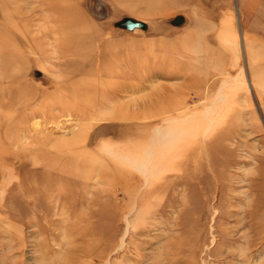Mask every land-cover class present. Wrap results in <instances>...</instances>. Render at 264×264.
Instances as JSON below:
<instances>
[{"label":"rangeland","instance_id":"374dc122","mask_svg":"<svg viewBox=\"0 0 264 264\" xmlns=\"http://www.w3.org/2000/svg\"><path fill=\"white\" fill-rule=\"evenodd\" d=\"M45 1L0 0V99L16 65L46 101L68 90L89 117L36 104L25 140L94 161L53 204L0 187V264H264V0H71L66 28Z\"/></svg>","mask_w":264,"mask_h":264},{"label":"bare ground","instance_id":"6f19581e","mask_svg":"<svg viewBox=\"0 0 264 264\" xmlns=\"http://www.w3.org/2000/svg\"><path fill=\"white\" fill-rule=\"evenodd\" d=\"M45 1V0H44ZM47 5V10L56 13H61V19L58 21V24L61 28H66L70 24L77 22L79 20V17H77V13L75 11V8L73 6V3L71 0H46L45 1ZM45 7V6H44ZM45 9V8H44ZM20 14V13H19ZM37 15V14H36ZM55 15V14H54ZM28 16V15H27ZM51 17V15H49ZM21 17V16H20ZM19 17V18H20ZM29 17V16H28ZM32 17V16H31ZM30 17V18H31ZM45 17V16H44ZM44 19V18H43ZM46 19V17H45ZM52 19V17H51ZM50 19V20H51ZM55 19V18H54ZM32 20V19H30ZM28 20V21H30ZM35 20V19H34ZM53 20V19H52ZM36 21V20H35ZM45 21V20H44ZM43 21V22H44ZM54 21V20H53ZM51 21V22H53ZM33 23V21H31ZM15 24V22H12ZM21 23V22H20ZM37 23V22H36ZM3 24V23H2ZM31 24V23H30ZM41 23H39L40 25ZM44 24V23H43ZM41 24V26L43 25ZM49 24V23H48ZM52 24V23H51ZM5 25V24H4ZM25 25V24H24ZM38 25V24H36ZM38 25V26H39ZM70 25V26H71ZM9 26V25H8ZM20 26V24H19ZM37 26V27H38ZM45 26V25H43ZM42 26V27H43ZM48 26V25H47ZM53 26V24H52ZM57 26V25H56ZM86 26V25H85ZM7 27V26H6ZM35 27V28H37ZM40 27V26H39ZM41 27V28H42ZM21 28V27H20ZM33 28V30L35 29ZM17 29V27H16ZM40 29V28H39ZM47 29V28H45ZM51 30V26L49 27ZM53 29H55L53 27ZM59 29V28H58ZM57 30V29H56ZM60 30V29H59ZM93 30V29H92ZM10 31V28H9ZM40 31V30H39ZM46 31V30H45ZM44 31V32H45ZM49 31V30H48ZM46 31V32H48ZM14 32V31H13ZM30 32V31H29ZM28 32V33H29ZM35 32V31H34ZM33 32V33H34ZM42 32V31H40ZM42 32V33H44ZM94 32H96L94 30ZM15 33V32H14ZM27 33V35H28ZM52 33V32H51ZM58 33V32H57ZM60 33V32H59ZM16 34V33H15ZM14 34V35H15ZM36 34V32H35ZM38 34V32H37ZM36 34V35H37ZM40 34V33H39ZM53 34V33H52ZM54 34H56L54 32ZM53 34V35H54ZM78 34V33H77ZM95 34V33H94ZM25 35V37L27 36ZM29 34L28 36H30ZM35 35V36H36ZM41 35V34H40ZM44 35V34H43ZM52 35V37H54ZM33 36V35H32ZM42 36V35H41ZM40 36V37H41ZM77 36V35H76ZM58 37V35H57ZM22 38V37H20ZM29 38V37H26ZM5 39V38H4ZM7 39V38H6ZM14 39V38H13ZM36 39V38H33ZM31 39V41H34ZM56 39V38H55ZM64 39V38H63ZM9 40V39H8ZM37 40V39H36ZM41 40V39H40ZM47 40V39H46ZM59 40V39H58ZM22 40L20 39V42ZM57 41V40H56ZM60 41V40H59ZM96 41V40H95ZM44 42V40H43ZM54 42V41H52ZM81 43H77L73 50L80 49V45L82 44L83 41H80ZM9 43V41H6V44ZM46 43V42H45ZM48 43V42H47ZM66 43V42H65ZM1 44V43H0ZM39 44V43H38ZM41 44V41H40ZM57 43H54V45ZM59 44V43H58ZM46 45V44H45ZM8 46V45H7ZM6 46V47H7ZM26 46V45H25ZM29 46V45H27ZM31 46V45H30ZM38 46V45H37ZM36 46V47H37ZM42 46V45H41ZM44 46V44H43ZM49 46V45H47ZM19 47V46H18ZM32 47V46H31ZM50 47V46H49ZM54 47V46H53ZM52 47V48H53ZM57 47H60L57 45ZM11 48V47H10ZM28 48V47H27ZM62 48H64L62 46ZM45 49V48H44ZM51 49V48H50ZM54 50L56 49L53 48ZM66 49V48H65ZM69 50L71 48H68ZM71 49V50H72ZM4 50V49H3ZM20 50V48H19ZM34 49L32 48V51ZM36 50V49H35ZM43 50V49H42ZM48 50V49H46ZM59 50V49H57ZM56 50V52H57ZM70 50V51H71ZM98 50V49H97ZM17 51V50H16ZM23 51V50H21ZM27 51V50H26ZM31 51V52H32ZM53 51V50H52ZM60 51V50H59ZM62 51V50H61ZM65 51V50H64ZM63 51V52H64ZM68 51V50H67ZM18 52V51H17ZM46 52V51H45ZM85 52V51H84ZM42 53V52H41ZM1 54V52H0ZM9 54V52H8ZM27 54V53H26ZM40 54V53H39ZM72 54V53H71ZM109 54V53H108ZM16 55V54H14ZM29 55V54H28ZM110 55V54H109ZM42 56V55H41ZM48 56V55H46ZM50 56V54H49ZM20 57V56H17ZM40 57V56H39ZM70 57V56H69ZM66 57V58H69ZM83 57V56H82ZM27 58V57H25ZM33 58V57H32ZM72 58V57H71ZM70 58V59H71ZM84 58V57H83ZM23 59V58H22ZM28 59V58H27ZM78 59V58H77ZM109 59V58H108ZM49 60V59H48ZM58 60V59H57ZM64 59H61L59 61H62ZM25 61V60H24ZM58 61V62H59ZM106 61V60H105ZM114 61V60H110ZM22 62V61H21ZM26 62V61H25ZM1 63V62H0ZM6 63V62H5ZM115 63V62H113ZM23 64V63H22ZM109 64V63H108ZM107 64H105L106 66ZM104 66V65H103ZM115 66V65H114ZM2 67V66H1ZM62 67V66H61ZM87 67V66H86ZM63 68V67H62ZM61 68V69H62ZM105 68V67H104ZM108 68V65H107ZM4 69V67H3ZM48 69V68H47ZM60 69V67H59ZM73 69V68H72ZM101 69V68H100ZM99 72L102 71V69ZM25 68L24 66L21 65H16L14 68L15 73L19 76V78L15 79V75H10V78L12 77V85L14 88H11V92H3L4 94H1V99H0V187H3V191H10L11 194H13V191H15V196H12L11 198L6 197L5 205H26V200L28 199L27 195H32L34 193H37L38 197L36 199H32V203H38L40 202V197L41 194L43 193L44 195L46 194V197L44 198L45 201H48L49 204H53L54 201L51 200V197H49V192L53 193H58V192H65V189L69 187H74L75 186V181L77 180H71V177H73L80 169H87L89 165L94 161L92 157L88 156H80L78 159L75 158L74 154L72 156L68 155L67 153H62V157L65 158V161L67 164H56L54 163V157L58 156L55 153H53L50 149H48V145L52 142V139L48 137L47 135L41 136L40 134H35L34 135V141L31 142V144H28L25 139H27V133L28 129L24 127V122L28 118L27 117V110L33 108L36 104H41L43 105L44 111L41 112L39 115H48V112L60 109L63 112H73L77 113L78 115H81L84 117V119H87L89 117L88 114L85 113L84 109H82L80 106L73 105L69 106L65 104L63 101L66 99L67 94L69 93L68 90H64L62 94H57L58 95V102H49L46 101L47 98H44V95L47 94L46 90L33 86L31 84H27L24 79L19 75L21 72L23 74L25 73ZM58 70V69H57ZM98 70V69H97ZM107 70V69H106ZM1 71H4L1 69ZM59 71V70H58ZM112 71V70H111ZM114 71V70H113ZM10 72V71H9ZM13 72V71H12ZM56 72V71H55ZM109 72V71H108ZM116 72V71H115ZM3 73V72H2ZM77 73V72H76ZM97 73V72H96ZM113 73V72H112ZM1 74V73H0ZM111 74V73H110ZM117 74V72H116ZM119 74V73H118ZM96 75V74H95ZM109 76V74H107ZM122 75V71H121ZM4 76V75H3ZM2 76V78H3ZM54 76V75H53ZM103 76V75H102ZM117 76V75H116ZM4 78H6L4 76ZM55 79L54 77H52ZM99 78V77H98ZM9 78H7L8 80ZM112 79V78H111ZM5 80V79H4ZM2 81V80H1ZM46 83L50 84L51 82L48 79L44 80ZM79 81V80H78ZM85 82V81H84ZM53 83V82H52ZM96 83V82H95ZM85 84V83H84ZM93 84V83H92ZM123 84V83H122ZM57 85V84H56ZM105 85V84H104ZM126 85V84H125ZM89 86V85H88ZM3 87V85L1 86ZM93 87V86H92ZM91 87V88H92ZM96 87V86H95ZM119 87V86H118ZM124 87V86H123ZM98 88V87H97ZM108 88V87H107ZM2 89V88H1ZM0 89V91H1ZM74 91V90H73ZM103 91V90H102ZM112 91V90H111ZM85 95V94H84ZM83 93L78 92V93H73V99L78 100L82 98ZM54 97V96H53ZM32 112L37 114V110H33ZM47 113V114H46ZM91 117V116H90ZM37 122V121H36ZM39 125V124H38ZM74 125V124H73ZM77 125V124H75ZM41 127V126H40ZM39 127V128H40ZM46 127V126H45ZM38 128V129H39ZM44 128V127H43ZM73 128V127H72ZM77 128V127H76ZM20 129H22V132H18ZM55 129V128H54ZM56 130V129H55ZM75 130V129H74ZM37 131V129L35 130ZM61 135V134H60ZM85 139L83 133H79L75 135L72 139L69 141H66L62 143L65 146L69 145H76L77 143H80ZM55 148V147H54ZM56 149V148H55ZM67 150V149H66ZM74 150V149H73ZM68 151V150H67ZM33 152L35 153L34 158H29V153ZM66 152V151H65ZM141 159V158H140ZM46 161V162H45ZM75 161V162H74ZM80 165L76 164L75 166L73 163L78 162ZM143 162V160H142ZM41 163L42 166H41ZM126 165V164H125ZM28 166V167H27ZM29 166H36L35 170L32 169V172L30 175H23V171H27L29 169ZM39 167V168H38ZM144 168V167H143ZM9 175L10 177H16L15 179L20 177L19 182H16L15 184L11 186H6L3 184L4 178ZM28 177V179L25 181V178ZM97 178V177H96ZM97 180V179H96ZM95 180V181H96ZM25 181V182H24ZM104 182V181H103ZM6 184V183H5ZM8 193V192H7ZM91 194V193H90ZM26 195V196H25ZM51 196V195H50ZM17 197V198H15ZM27 197V198H26ZM68 197V196H67ZM64 200H68L69 198H66V196H63ZM12 199L14 201H12ZM73 201V200H72ZM24 202V203H23ZM56 203V202H54ZM29 204V203H28ZM31 205V204H29ZM30 235V234H29Z\"/></svg>","mask_w":264,"mask_h":264}]
</instances>
